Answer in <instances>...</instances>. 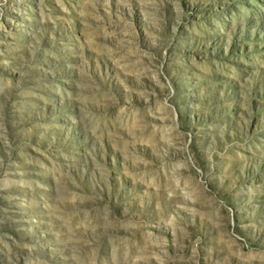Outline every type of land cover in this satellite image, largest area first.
<instances>
[{"label":"rangeland","instance_id":"374dc122","mask_svg":"<svg viewBox=\"0 0 264 264\" xmlns=\"http://www.w3.org/2000/svg\"><path fill=\"white\" fill-rule=\"evenodd\" d=\"M0 264H264V0H0Z\"/></svg>","mask_w":264,"mask_h":264}]
</instances>
